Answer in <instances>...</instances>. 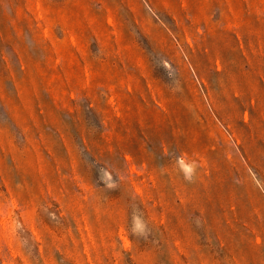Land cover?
<instances>
[{"label": "rangeland", "instance_id": "374dc122", "mask_svg": "<svg viewBox=\"0 0 264 264\" xmlns=\"http://www.w3.org/2000/svg\"><path fill=\"white\" fill-rule=\"evenodd\" d=\"M0 264H264V0H0Z\"/></svg>", "mask_w": 264, "mask_h": 264}, {"label": "clouds", "instance_id": "9594fccd", "mask_svg": "<svg viewBox=\"0 0 264 264\" xmlns=\"http://www.w3.org/2000/svg\"><path fill=\"white\" fill-rule=\"evenodd\" d=\"M179 167L181 171L184 173V178L186 180H191L192 175L195 171L194 163H185V161L181 158L178 160Z\"/></svg>", "mask_w": 264, "mask_h": 264}]
</instances>
